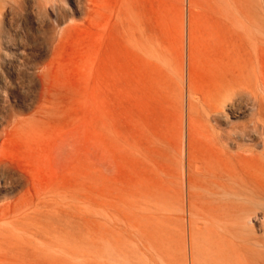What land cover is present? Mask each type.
Instances as JSON below:
<instances>
[{"label":"rangeland","instance_id":"rangeland-1","mask_svg":"<svg viewBox=\"0 0 264 264\" xmlns=\"http://www.w3.org/2000/svg\"><path fill=\"white\" fill-rule=\"evenodd\" d=\"M233 257L264 264V0H0V264Z\"/></svg>","mask_w":264,"mask_h":264},{"label":"bare ground","instance_id":"bare-ground-1","mask_svg":"<svg viewBox=\"0 0 264 264\" xmlns=\"http://www.w3.org/2000/svg\"><path fill=\"white\" fill-rule=\"evenodd\" d=\"M189 10V9H188ZM187 13H188V11H187ZM187 20H186V22H187V27H188V30H189V48H191V20H190V18H189V13L187 14ZM185 17V18H186ZM188 32V31H187ZM188 34V33H187ZM185 143V142H184ZM185 147V146H184ZM226 174H229V173H219L218 174V176L219 177H216V176H211V177H209L208 175H207V177L214 183V185H215V190L214 191H212L213 193H215V196H214V200H215V202L216 203H214V207H215V210H220V208L222 207V205H225L224 203L223 204H220L221 202H220V199L219 198H222L224 195H225V192L226 193H231L233 190L232 189H234V188H232V186H231V184H230V182H232V183H237V185H236V188L235 189H237V192H238V190H239V188H241V186H242V184L244 183H246V182H243L242 183V181L241 180H238V179H235L234 178V175H232V174H229V175H226ZM224 178L226 179V180H230V181H224ZM240 179V178H239ZM243 184V185H244ZM212 190V189H211ZM240 190H242V191H244L243 189H240ZM216 194H223V196H221V197H219V196H217ZM238 194V193H237ZM236 194V195H237ZM240 196H242L241 194H239ZM238 195V196H239ZM244 195V194H243ZM227 196H229V195H227ZM226 197V196H225ZM224 197V198H225ZM235 197V196H234ZM223 199V198H222ZM232 200V199H231ZM223 201V200H222ZM225 202V201H224ZM230 203V202H229ZM237 203V202H236ZM231 204V203H230ZM213 205V204H212ZM224 207V206H223ZM227 208V207H226ZM231 208V207H230ZM213 211V210H212ZM221 211V210H220ZM225 211V210H224ZM214 212V211H213ZM219 213V212H218ZM221 213V212H220ZM225 213L226 214H229V212L227 213L226 211H225ZM214 214V213H213ZM215 214H217L216 212H215ZM231 214V213H230ZM223 215V217H224V214H222ZM226 217V216H225ZM224 217V218H225ZM229 217V216H228ZM242 217V216H241ZM227 218V217H226ZM221 219V218H220ZM232 219V218H231ZM231 219H228V220H231ZM235 220V219H234ZM217 222V221H216ZM223 223H225V226L226 227H228L229 228V230L230 231H233L236 235L237 234H239L240 235V233H242L241 232V230L240 229H238L237 231H236V227H232L230 224H227V223H229V222H223ZM241 225V224H240ZM223 226V225H222ZM234 226V225H233ZM220 227V226H219ZM248 233V232H247ZM250 234V233H249ZM230 264H240V259H237V258H235V257H233V258H230Z\"/></svg>","mask_w":264,"mask_h":264}]
</instances>
